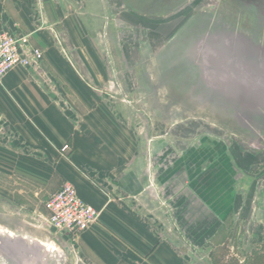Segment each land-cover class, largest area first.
Here are the masks:
<instances>
[{
  "label": "rangeland",
  "instance_id": "rangeland-1",
  "mask_svg": "<svg viewBox=\"0 0 264 264\" xmlns=\"http://www.w3.org/2000/svg\"><path fill=\"white\" fill-rule=\"evenodd\" d=\"M33 1L51 44L76 57L77 74L70 72L94 94L89 112L79 113L81 135L96 151L106 148L101 156L113 171L131 162L156 190L152 211L173 236V252L184 264H206L207 249L214 248L210 236L197 239L187 230L199 201L189 192L188 171L201 161L191 157L217 149L244 175L243 184H264V114L238 109L264 108V15L258 5L264 0ZM228 32H241L262 48H233ZM224 61L227 71L220 68ZM204 63L210 70L200 69ZM47 78L62 89L57 77ZM15 124L0 113V231L51 242L45 245L63 254L56 264H86L75 245L82 232L51 227L43 205L54 192L47 174L59 173L66 156H30L27 124ZM224 171L222 166L219 174ZM82 175L90 182L89 172ZM65 182L77 189L67 178L60 185ZM220 182L217 177L213 183ZM209 222L213 231L217 220ZM247 230L237 232L240 243ZM0 264H8L1 255Z\"/></svg>",
  "mask_w": 264,
  "mask_h": 264
},
{
  "label": "crops",
  "instance_id": "crops-1",
  "mask_svg": "<svg viewBox=\"0 0 264 264\" xmlns=\"http://www.w3.org/2000/svg\"><path fill=\"white\" fill-rule=\"evenodd\" d=\"M2 29L17 35L28 34L31 43L42 50L43 59L41 76L17 67L3 77L0 113L12 125L27 124L30 138L27 144L33 147L30 156L47 161L66 156L61 160L64 163L60 164L59 173L55 175L56 172L49 170L47 174L51 191L57 190L60 181L67 178L75 184L78 194L100 212L97 222L75 242L83 261L86 264H184L173 252L177 248L173 236L152 211L156 190L145 185L141 174L131 168V162L120 170L107 167L101 156L106 155V148L98 147L96 151L92 140L81 135L79 113L89 112L87 101L94 94L70 72L77 74L74 67L80 63L76 57L64 56L61 48L58 51V46L51 44V32L41 25L35 2L0 0ZM47 74L58 78L61 90L55 87L58 81L51 84L44 81L42 76ZM65 144L69 151L62 155L59 149ZM216 150L212 148L201 158L190 156L194 163L201 161L192 168L185 164L191 168L189 192L199 199L192 215L195 221L188 226V233L198 235L197 239L210 236L214 248L207 249L206 264H264V184L257 185L254 181L243 184L244 175H239L227 156ZM96 153L99 158H92ZM220 165L225 168L222 174H219ZM86 172L91 174L90 182L82 175ZM217 177L219 182L225 179V183L214 185ZM212 216L217 220L213 231L209 222ZM243 228L247 231L240 243L237 232H243Z\"/></svg>",
  "mask_w": 264,
  "mask_h": 264
},
{
  "label": "built area",
  "instance_id": "built-area-1",
  "mask_svg": "<svg viewBox=\"0 0 264 264\" xmlns=\"http://www.w3.org/2000/svg\"><path fill=\"white\" fill-rule=\"evenodd\" d=\"M42 59V50L31 43L28 34L17 35L7 29L0 30V81L17 67L41 76ZM42 78L50 83L47 76ZM68 151L67 144L60 147L62 155ZM43 205L47 212V223L56 230L84 232L98 219L97 210L84 201L69 182L50 193Z\"/></svg>",
  "mask_w": 264,
  "mask_h": 264
},
{
  "label": "water",
  "instance_id": "water-1",
  "mask_svg": "<svg viewBox=\"0 0 264 264\" xmlns=\"http://www.w3.org/2000/svg\"><path fill=\"white\" fill-rule=\"evenodd\" d=\"M258 1V0H255ZM258 5L262 7L263 9V15H264V3L259 2ZM231 34L230 37H233L230 41V44L234 48V44L237 43L238 45L242 43L243 45H246L250 49L258 50L262 48V46L256 45L254 42H252L250 37L245 36L241 32H228ZM228 43V42H227ZM264 51V50H263ZM225 63H220V68H223L225 71H227L229 64L224 61ZM204 63V65H200V69H209V66ZM232 65V64H230ZM218 66V64H217ZM216 66V67H217ZM231 67V66H230ZM210 70V69H209ZM211 70H216V68H211ZM232 70V69H229ZM228 73V72H226ZM244 75V74H243ZM260 77H263L264 74H259ZM259 77V76H258ZM235 78V77H234ZM233 78V79H234ZM240 79V78H238ZM243 79V78H241ZM262 79V78H260ZM242 112H251V113H257V114H264V108H253L250 107L249 109H245L241 106H238ZM258 126V125H257ZM253 128V127H252ZM255 128L259 130V127ZM255 129V130H256ZM256 130V131H257ZM258 133V131H257ZM0 240L3 243L0 245V255L4 257L5 261H7L8 264H56V258H59V252H49L46 250L45 246H43L41 243L42 241L37 239H29L24 237H18L15 236L12 233L8 232H1L0 231ZM55 253V255L53 254ZM55 258V260H53ZM63 259V254L60 257ZM50 260H53L51 263Z\"/></svg>",
  "mask_w": 264,
  "mask_h": 264
},
{
  "label": "bare ground",
  "instance_id": "bare-ground-1",
  "mask_svg": "<svg viewBox=\"0 0 264 264\" xmlns=\"http://www.w3.org/2000/svg\"><path fill=\"white\" fill-rule=\"evenodd\" d=\"M3 243V240H2V242H1V240H0V245ZM51 242H48V241H45V244H48V245H51L50 244ZM43 246H45V248H46V250L47 251H49V252H51V251H53V249L52 248H50L49 246H46L44 243H41ZM52 246H54V245H52ZM59 249V248H58ZM59 252H60V250H59ZM62 255V254H61Z\"/></svg>",
  "mask_w": 264,
  "mask_h": 264
}]
</instances>
